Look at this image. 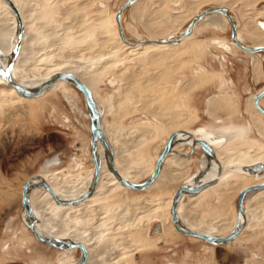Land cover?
I'll list each match as a JSON object with an SVG mask.
<instances>
[{
    "label": "rangeland",
    "instance_id": "obj_1",
    "mask_svg": "<svg viewBox=\"0 0 264 264\" xmlns=\"http://www.w3.org/2000/svg\"><path fill=\"white\" fill-rule=\"evenodd\" d=\"M125 1L57 0L51 6L45 7L42 3L41 7L35 5V8L38 22L45 27L51 25H45L47 20L65 11L63 25H85L94 17H103L109 21V25L102 38L110 39L114 34L118 36L114 15ZM212 1L177 0V4H173V0H148L145 10H141L139 14L133 12V4L129 5L120 15L123 34L130 42L133 38L173 40L181 35L194 16L206 8L218 6ZM189 2L196 4V7L191 13H186L185 8ZM244 2L238 0L229 9V14L238 24L243 22L240 15L242 7H264V0L248 6ZM178 13L185 15L180 23L174 22L172 17ZM128 23L133 30L126 28ZM44 26L41 31L35 27L29 30L31 33L42 34ZM243 27V31L247 32V25ZM217 38L231 40L229 25L221 31L210 27L199 28L191 38L183 40V48L176 55L161 59L132 57L113 64L109 73L101 76L94 85L96 99L103 108L106 107L102 117L105 125L119 134L115 144H121L124 140L127 145H132L139 137L141 162L130 160V166L152 171L156 155L168 134L172 130H194L197 126L217 130L226 125L224 133L219 132L225 135L228 149L233 146L255 145L260 151L264 150V114L248 100L252 92L255 93L264 86V52H261L262 55L256 54V57L242 50L234 49L231 52L212 42ZM254 38L253 35L252 41ZM103 50H106L104 46ZM66 51L75 53L72 48ZM162 51L167 53L171 48L165 47ZM64 58V54H57V59ZM118 58V54L110 53L103 60ZM255 59L260 64L259 73L255 71ZM199 68H203V71ZM118 70L122 72L117 76L115 72ZM132 72L134 77L129 80ZM222 77H226L228 82L221 86ZM212 95L217 96L211 97ZM209 97L215 102L213 107L218 105L210 117L205 112ZM70 99L77 107L76 110L58 90L22 104L0 106V264H57L58 257L63 256L59 249L37 241L29 228L23 226L24 210L19 200L22 183L40 173L42 163L50 156L57 154L60 158L61 163L51 167L55 169H73L81 162L85 167L92 164L89 118L85 116L87 110L83 96L73 86L70 88ZM155 115L175 116L177 122L168 129V124L165 125ZM215 118L221 122H217ZM145 130L156 135L138 136ZM178 152H187L188 155L183 156L191 154L194 159L200 158L204 151L200 148L190 152L189 148L182 146ZM263 153L260 157L262 160ZM172 157L173 155L168 156L164 162L168 167L165 171L166 178L171 175L168 162ZM197 166L195 164L191 167V172ZM147 176L149 175H145L140 181ZM246 180L255 179L238 172L223 176L215 187L200 194L193 210L202 219L213 223L222 218L233 222L237 216L236 195L240 190V183ZM180 184L179 181L165 185L163 190H160L161 184H155L140 192L121 190L114 193L111 203H123L134 196L139 199H155L160 194L167 196ZM182 201L185 203L187 198ZM146 202L152 205V201ZM147 215L145 219L148 218ZM138 224L139 230L136 233L123 230L108 234L113 239L120 234L128 235L126 242L130 248L122 251L123 258L118 259L120 264H264V231L253 236L254 229L249 228L235 241L217 246L174 230L168 234L157 235L155 240H149L148 230L145 228L146 220ZM207 224L209 223H204ZM231 231L227 228L219 235ZM104 238L99 237L101 244H104ZM79 255L80 250L76 249L74 257L78 258ZM102 258H108V252L103 253Z\"/></svg>",
    "mask_w": 264,
    "mask_h": 264
},
{
    "label": "bare ground",
    "instance_id": "obj_2",
    "mask_svg": "<svg viewBox=\"0 0 264 264\" xmlns=\"http://www.w3.org/2000/svg\"><path fill=\"white\" fill-rule=\"evenodd\" d=\"M11 1L18 10L22 31L17 52L11 61L12 50L16 43L19 29L11 9L3 0H0L1 71L4 73L10 66L9 72L12 81L29 91L43 84L54 74L64 71L72 72L87 86L92 94L100 115L101 131L108 145V149L111 150V160L117 174L132 184L142 182L140 181L142 177L147 174L149 175L151 171L149 172L139 166H130V160L136 161L137 163L141 162L139 155L140 151L138 150L139 137L135 139L132 145H127L124 140L121 141V144H115V140L119 138V134L105 125L102 117L106 111H104L106 107L103 108L96 99L94 85L101 76L105 75V73H109L113 64H118L123 62V60L140 56H146V58L149 59L170 57L180 53L183 48L181 45L183 43L181 42L191 38L199 28L210 27L221 31L226 25V19L223 15L219 14L223 10L202 15L181 41L169 43L161 41H172V39H144L146 40L144 42L129 44L130 41L126 43L119 35L116 36L115 34L110 39L102 38L109 25V21L105 20L103 17H94L85 25L75 26L73 23L72 25L71 23L70 25H63L64 21L62 22V20L66 15L65 11L47 20L45 25H51L45 27L44 24L38 22V12L36 11L35 5L41 7L42 3H44V6L48 7L51 6L53 2H57V0ZM134 1L135 0H133L131 5L133 4L132 8L135 14H139L141 10H145L148 4V0ZM234 1L236 0H213L212 2L218 6L229 7ZM173 4H177V0H173ZM186 6L185 12L191 13V11H193L192 9L196 7V4L189 2ZM225 9L228 11L227 8ZM244 13L242 9L241 15H244ZM258 14V11H256L253 17H256ZM183 15V13L172 15L173 21L177 23L182 22L185 17V15ZM234 25L236 28V41H240L239 43L242 44L241 41H244V36L239 31L237 37L239 25L236 23ZM43 26L44 31H42V34L31 33L29 30L35 27L41 31ZM126 28L133 30V27L129 23ZM250 31L255 36L253 40V43H255L254 46H256V44L264 45V32L256 28ZM158 33L162 34L161 32ZM99 36L102 40L98 39ZM133 39L138 40L137 38ZM212 42L218 47L228 51L233 48L232 43V45L228 44L220 38L214 39ZM103 46L106 50H103ZM165 47H170L171 51L167 53L163 52L162 50ZM68 48H72L75 53L66 51ZM79 51L81 54H78ZM41 53L43 54L41 55ZM58 53L64 54L65 58L62 60L57 59ZM110 53L118 54L119 58L117 60L110 59L104 61L103 58L105 55ZM255 55L256 54H252L253 57H256ZM255 60V62H257L255 71L259 73L260 68H258V66L260 64L257 59ZM199 69L203 70V68ZM120 72L122 71H116L115 75L118 76ZM133 77L134 73L132 72L128 78L132 80ZM223 79L224 78H221V80ZM70 86H73L71 82L58 79L53 81L48 87H44L37 96L26 98L17 94L14 88L7 84L4 78L0 76V106L22 104L25 101L37 99L47 92L58 90L62 94V97L69 100L73 109L76 110L77 107L70 99ZM258 93L260 92L255 94ZM216 96L217 95H212L211 97ZM262 96H264V94L261 95L257 101V104L261 108L264 107V97ZM211 97L207 100L210 106L215 103L214 100H211ZM249 101L253 106L251 98H249ZM85 116L89 118L88 112ZM156 117L159 118L161 122L165 123V125L168 124L166 126L168 129L177 122L175 116ZM224 129H226L224 125L217 130H207L202 126H198L193 134L184 129L172 130L171 133L175 135L171 140L169 152L165 156L158 174L149 185L142 189H130L117 182V177L110 170L107 153L99 141L94 143L95 156L99 165L97 181L92 191L89 193L87 192L93 175V164L85 167L81 162L79 165L76 164L74 168L72 167L73 169H67V167L55 169L51 167L59 165L61 163L60 158L57 154L50 156L42 163V171L25 181L27 182V203L31 210V215L27 217L25 212L23 213V226L26 228L27 224L31 223L33 229L42 236L53 242L64 243V248L59 249L63 252V256L58 257L57 264H120L118 263V259L123 258L122 251H127L128 248H130L126 242L128 235L120 234L113 239L109 237L108 234L121 232L123 230L136 233L139 230L138 223L143 222V220H146L145 228L148 230L147 236L149 240H155L157 235L162 233L168 234L172 230L177 231L172 224L170 213L172 197L176 188L167 196L160 194L157 195L155 199H142V197L139 199L134 196L127 198L125 202L119 204L111 203L115 192L121 190L140 192L153 187L155 184H161L160 190H163L166 188L165 185H172L179 181L181 182L179 186L200 187L209 184L212 180H216L211 185L201 187L197 192L180 195L175 205L178 226L183 230L215 237L229 234L230 232L225 235H219L220 232L227 228H229V231H233L236 227H239V233L232 240L223 244L235 241L244 230L249 228L254 229L253 236L258 235L264 231V189L252 190L245 194L242 202V213L236 216L233 222H227V219L222 218L218 222L213 223L209 220L202 219L199 217L198 213L193 210V207L197 204V198L201 193L205 192V190L210 187H215L223 176L232 174V172H238L255 179L254 181H243L240 183V189L264 182V175L249 174L244 170L250 165L257 163L264 164V160L260 158L264 150L260 151L255 145H250L248 147L233 146L231 149L226 148L228 145L227 139L224 137L225 135L222 134L224 133ZM257 129L259 132H262L261 128L257 127ZM219 131H222V133ZM145 134H150V137L156 135V133L145 130L140 132L138 136ZM195 137L200 139H196ZM199 140L209 145L212 155L202 149L204 153L200 158L195 160L190 156H183V153L178 152V149L182 146L190 145L192 148H198L199 145L197 142ZM170 155H173L168 162L171 175L166 178L165 171L168 167L164 162ZM194 160L198 162V170L191 172ZM217 169H219L218 173ZM42 181L48 184L60 204L55 202L47 190L41 185ZM184 198H187L185 203L182 201ZM146 201H152V205ZM146 214H148L147 219H145ZM155 222L158 224V232L153 233L151 229ZM207 222L209 224L204 225V223ZM134 225H136V227H133ZM99 237L102 239L105 237V240H103L104 244L99 242ZM189 237L199 238L194 236ZM78 245H82L86 251L85 258L81 263L79 262L82 253ZM76 249L80 250L78 259L74 257ZM105 252H108V258L101 259V256ZM111 259L115 261L111 262Z\"/></svg>",
    "mask_w": 264,
    "mask_h": 264
},
{
    "label": "water",
    "instance_id": "obj_3",
    "mask_svg": "<svg viewBox=\"0 0 264 264\" xmlns=\"http://www.w3.org/2000/svg\"><path fill=\"white\" fill-rule=\"evenodd\" d=\"M3 1L11 9V11L15 17L17 27L19 29L17 40H16V43L14 44L13 50H12V55H11V61H12L16 52H17L18 46H19V41H20V36H21V31H22V24H21V19H20L18 10H17L16 6L13 4V2L11 0H3ZM132 2H133V0H126L125 2H123L121 4V6L118 8V10L115 12V15H114V19H115L116 27H117V33H118L119 37L126 43H129V41L127 40V37L123 34L121 23H120V15H121L122 10L125 7H128L129 5H131ZM220 10L224 11L223 13L230 23V28H231L230 39L239 49H241L244 52L264 51V47H261V46L247 47V46H244V45L240 44L239 42H237L236 41V28H235V25L232 21L231 16L227 13V10L225 8L217 7V6L216 7L212 6V7L206 8L205 10L201 11L199 14L194 16L189 21V23L187 24V26L185 27V29L181 33V35L178 36L177 38H175L174 40H172V41H161V42L175 43V42L181 41L188 34V32L191 29V27L193 26V24L196 21H198L202 15L209 13V12H215V11H220ZM144 41H146V40L133 39V41L130 42L129 44H135V43L144 42ZM9 69H10V66L3 73V71H1V68H0V76H2L4 78V80L7 82V84H9L11 87H13L14 90L16 91V93L19 94L20 96H23L26 98L37 96L44 87H48L53 81L58 80V79H63V80H67V81L71 82L73 84L74 88H76L82 94L83 100H84V105H85V108H86V110L88 112V116H89V134H90L89 144H90V153H91V159H92V164H93V175H92L90 187H89V190L87 193L92 191V189H93V187L97 181V174H98L99 165H98V161H97V158L95 156V151H94V143L96 141H99V143L105 149L107 156H108V159H109V163H110L109 164L110 170L115 174V176L117 177V182L120 185L125 186V187L130 188V189H142V188L146 187L147 185H149L153 181V179L156 177V175L159 172V169L161 167V164H162L165 156L169 152L171 140H172L173 136L175 135L174 133H171L167 136V138H166L164 144L162 145L160 151L156 155L154 166H153V169H152L151 173L149 174V176L140 183H136V184L129 183L125 179L120 177L116 172V169H115V167L112 163V160H111V158H112L111 157L112 156L111 150L108 149V145H107L106 140H105V138L102 134V131H101L100 115H99L98 109L95 105V102L93 100V97H92L90 90L87 88V86L85 84H83V82H81L72 72L64 71V72H59L57 74L52 75L43 84L39 85L34 90L29 91V90H26L25 88L21 87L20 85H18L12 81ZM263 94H264V90H262L258 94H255L252 98V102L255 105L256 109L259 112H261L262 114H264V109L261 108L257 104V101H258L259 97ZM197 144L203 150H205L207 153L212 155L211 148L209 147V145L206 142L199 140L197 142ZM244 170H246L247 173H249V174H256V175L261 176V175H264V164L257 163L254 165H250V166H247ZM218 172H219V169H217V173ZM215 181L216 180H212L209 184H206V185H211ZM26 185H27V182L22 183L19 202H20V205L25 212V215L28 217L31 215V210L28 207V203H27ZM41 185L47 190V192L52 197V199L55 202L59 203L57 201L55 195L53 194L52 190L48 186V184L46 182L42 181ZM206 185L200 186V187L178 186L175 189V192H174L173 197H172L171 210H170L172 224H173L174 228L182 234L194 236V237H199L202 240L209 242V243H213V244H223L225 242L232 240L239 233L240 228L236 227L232 232H230L226 236L215 237V236H209V235L203 234V233L183 230V229H181V227L178 226V223H177L178 219H177V215H176L175 205H176L177 199L180 197V195L191 193V192H197L198 190L201 189V187H205ZM257 189H264V182L259 183V184H255V185H251V186H246L244 188H241L237 192L236 200H235V210H236L237 216H239L242 213V202H243L245 194L249 191L257 190ZM157 226H158V224L155 222L152 226V229H151V231L153 233L158 232ZM27 227L32 232L34 238L37 241L45 243V244L52 246L54 248H57V249L64 248L63 242H53L50 239L42 236L39 232H37L36 230L33 229L31 223L27 224ZM78 247L80 248L81 253H82L81 258H80V262H79V263H81L85 258L86 251L82 245H78Z\"/></svg>",
    "mask_w": 264,
    "mask_h": 264
},
{
    "label": "flooded vegetation",
    "instance_id": "obj_4",
    "mask_svg": "<svg viewBox=\"0 0 264 264\" xmlns=\"http://www.w3.org/2000/svg\"><path fill=\"white\" fill-rule=\"evenodd\" d=\"M236 1H238V0H236ZM236 1H234V3L236 2ZM245 2V4L248 6V5H252V4H255V3H257V1L258 0H244ZM234 3H232V5H230L229 7L228 6H217V7H222V8H227L228 9V11H227V13L229 14V9L233 6V4ZM216 7V6H215ZM244 10V15H246V16H244V15H241V10ZM256 11H258V15L256 16V17H253V15L255 14V12ZM224 11H222V12H220L219 14H221V15H223V17L226 19V22H225V27H227L228 25H229V37H230V30H231V28H230V23H229V21L227 20V18H226V16L224 15V13H223ZM248 12V13H247ZM218 13V12H217ZM211 14V13H210ZM252 14V15H251ZM230 16H231V18H232V21H233V23L235 22V20L233 19L234 17L231 15V14H229ZM240 15H241V17L243 18V22L242 23H240V24H238V23H236V24H238L239 26H238V30H237V37H238V32L240 31L241 32V34L244 36V41H241V43L242 44H244V45H247V46H250V47H257V46H264V45H257L256 44V46H254V44H253V41H252V37H253V34L251 33V31L250 30H252V29H254V28H256V29H258V30H260V31H262V32H264V7H261V8H257V7H255L254 9H247V8H245V7H242L241 9H240ZM252 18H251V17ZM262 18V19H261ZM246 19V20H245ZM234 23V24H235ZM246 23V24H245ZM252 23V24H251ZM247 25V28H246V31L247 32H244L243 31V26H246ZM249 25V26H248ZM223 40V39H222ZM225 41V40H224ZM239 41V40H238ZM246 41H248V43H246ZM226 43H228V44H233V48L230 50L231 52H232V50H234V49H237V50H241V49H239L231 40H226L225 41ZM240 42V41H239ZM231 44V45H232ZM244 52V51H243ZM245 53H248V52H245ZM250 55H252V54H259V55H262L263 53H261V52H258V53H249ZM222 78H224L223 80H221V86L222 85H226L225 84V82H228V79L226 78V77H222ZM262 90H264V86H262L260 89H258L255 93H257V92H261ZM254 92H252L251 94H250V98H251V100H252V98H253V96H254V94H255ZM262 97H264V96H262ZM261 97V98H262ZM260 98V99H261ZM249 100V99H248ZM260 101V100H259ZM250 102V101H249ZM251 103V102H250ZM252 104H253V102H252ZM253 106H254V104H253ZM264 108V107H263ZM217 122H221V120H216ZM223 121V120H222ZM224 126H226V125H224ZM198 127V126H197ZM195 129H196V127H195ZM195 129L194 130H189L192 134H193V132L195 131ZM196 139H200V138H198V137H195ZM187 148H189V151L190 152H193L194 150H198V149H200V147L198 146V148H192L190 145L188 146H186ZM191 149H193V150H191ZM181 153H183L184 155L185 154H187V152H181ZM204 153V152H203ZM202 153V154H203ZM188 155V154H187ZM190 157H192V155L190 154ZM193 158V157H192ZM195 160L196 159H198V158H194ZM193 161V163H192V168H193V166L196 164H198V162L197 161ZM198 170V166H197V169H195V170H193V171H197ZM80 256V255H79ZM78 259V258H77Z\"/></svg>",
    "mask_w": 264,
    "mask_h": 264
},
{
    "label": "crops",
    "instance_id": "obj_5",
    "mask_svg": "<svg viewBox=\"0 0 264 264\" xmlns=\"http://www.w3.org/2000/svg\"><path fill=\"white\" fill-rule=\"evenodd\" d=\"M262 19V18H261ZM264 19V18H263ZM183 42V41H182ZM181 42V43H182ZM203 71V70H202ZM220 82H221V80H220ZM230 82H232L231 80H230ZM228 84V83H227ZM209 98H207V100H208ZM206 100V109H205V112H208V114H209V116L208 117H210L211 115H212V112L213 111H215V110H217V108H218V105L216 104L214 107H215V109H214V107H213V104L210 106V104L208 103V101ZM208 110V111H207ZM207 114V115H208ZM215 119H217V118H215Z\"/></svg>",
    "mask_w": 264,
    "mask_h": 264
}]
</instances>
